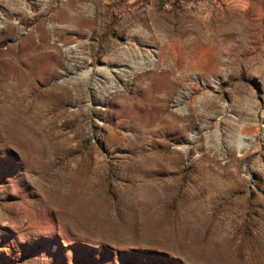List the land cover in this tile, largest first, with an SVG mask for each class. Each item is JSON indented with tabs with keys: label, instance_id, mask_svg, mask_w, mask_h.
I'll return each instance as SVG.
<instances>
[{
	"label": "rangeland",
	"instance_id": "obj_1",
	"mask_svg": "<svg viewBox=\"0 0 264 264\" xmlns=\"http://www.w3.org/2000/svg\"><path fill=\"white\" fill-rule=\"evenodd\" d=\"M167 1L0 0L5 264H264V0Z\"/></svg>",
	"mask_w": 264,
	"mask_h": 264
},
{
	"label": "bare ground",
	"instance_id": "obj_2",
	"mask_svg": "<svg viewBox=\"0 0 264 264\" xmlns=\"http://www.w3.org/2000/svg\"><path fill=\"white\" fill-rule=\"evenodd\" d=\"M31 70V69H30ZM7 83V82H6ZM8 84V83H7ZM6 85V84H5ZM7 86V85H6ZM11 94L10 96H7L5 99L0 98V123H1V130L7 135V140L8 141H16V142H20L19 144V148L21 149H31L33 151H39L38 146L35 144L34 139L31 137H27L28 134H30V132H28V127L26 128L24 126V123L27 121L28 118V113L27 112H22L20 111V109L12 103V105H8V98L12 97V98H18L19 95H21L22 91V83L16 84V82H14V84L11 85ZM31 86V85H30ZM27 89V88H25ZM8 90V89H7ZM5 90V91H7ZM4 91V89H3ZM9 91V90H8ZM27 91V90H26ZM25 91V92H26ZM31 91V90H30ZM124 92V91H123ZM122 90H114L112 91L111 89H104L102 90V95L106 98V100H110L113 101L115 99H117L119 96L123 95ZM6 93V92H5ZM28 93V92H27ZM37 93V92H36ZM29 94V93H28ZM126 94V93H125ZM124 94V95H125ZM30 95V94H29ZM123 95V96H124ZM26 96V94H25ZM129 96V95H128ZM127 96V97H128ZM120 98V97H119ZM123 99H125L124 97H122ZM121 99V98H120ZM132 99V98H131ZM12 100V99H11ZM118 100V99H117ZM14 101V100H12ZM132 101V100H131ZM11 103V101H10ZM20 103V102H19ZM17 104V103H16ZM243 118L250 120V122H252V120H254V116L251 115L248 111H244L243 112ZM31 125V124H30ZM245 131L247 133H250L251 131H253V127L252 126H247L245 128ZM25 134V135H22ZM17 144V143H16ZM15 147V146H14ZM18 148V146H17ZM42 148V147H40ZM145 176V175H144ZM149 188V187H148ZM151 188V187H150ZM153 190V189H152ZM151 191V190H150ZM151 194H153L151 192ZM149 193L146 194V201L149 203L151 201H149L148 196L151 195ZM143 195V194H142ZM156 196V195H155ZM150 197V196H149ZM145 198V197H144ZM150 200H152L150 198ZM75 204V203H74ZM145 207V206H144ZM148 209V208H147Z\"/></svg>",
	"mask_w": 264,
	"mask_h": 264
},
{
	"label": "built area",
	"instance_id": "obj_3",
	"mask_svg": "<svg viewBox=\"0 0 264 264\" xmlns=\"http://www.w3.org/2000/svg\"><path fill=\"white\" fill-rule=\"evenodd\" d=\"M214 0H170L164 3L165 10H190L201 15H206L214 8Z\"/></svg>",
	"mask_w": 264,
	"mask_h": 264
},
{
	"label": "crops",
	"instance_id": "obj_4",
	"mask_svg": "<svg viewBox=\"0 0 264 264\" xmlns=\"http://www.w3.org/2000/svg\"><path fill=\"white\" fill-rule=\"evenodd\" d=\"M153 1L154 0H129V2L133 4V6H136V7L147 5V4L152 5Z\"/></svg>",
	"mask_w": 264,
	"mask_h": 264
},
{
	"label": "trees",
	"instance_id": "obj_5",
	"mask_svg": "<svg viewBox=\"0 0 264 264\" xmlns=\"http://www.w3.org/2000/svg\"><path fill=\"white\" fill-rule=\"evenodd\" d=\"M0 264H5V260L2 258L1 254H0Z\"/></svg>",
	"mask_w": 264,
	"mask_h": 264
}]
</instances>
